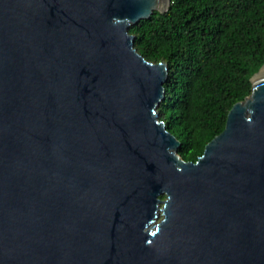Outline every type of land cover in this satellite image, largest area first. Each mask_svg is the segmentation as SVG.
I'll list each match as a JSON object with an SVG mask.
<instances>
[{
  "label": "water",
  "instance_id": "obj_1",
  "mask_svg": "<svg viewBox=\"0 0 264 264\" xmlns=\"http://www.w3.org/2000/svg\"><path fill=\"white\" fill-rule=\"evenodd\" d=\"M170 3L0 0V264H264V64L184 161L129 33Z\"/></svg>",
  "mask_w": 264,
  "mask_h": 264
},
{
  "label": "trees",
  "instance_id": "obj_2",
  "mask_svg": "<svg viewBox=\"0 0 264 264\" xmlns=\"http://www.w3.org/2000/svg\"><path fill=\"white\" fill-rule=\"evenodd\" d=\"M129 33L141 56L167 64L160 119L196 162L264 64V0H171Z\"/></svg>",
  "mask_w": 264,
  "mask_h": 264
},
{
  "label": "rangeland",
  "instance_id": "obj_3",
  "mask_svg": "<svg viewBox=\"0 0 264 264\" xmlns=\"http://www.w3.org/2000/svg\"><path fill=\"white\" fill-rule=\"evenodd\" d=\"M161 218H162V216H161V215H159L158 221H159Z\"/></svg>",
  "mask_w": 264,
  "mask_h": 264
}]
</instances>
